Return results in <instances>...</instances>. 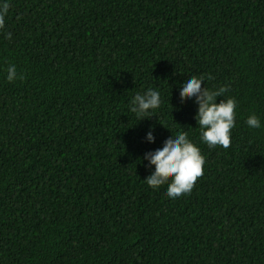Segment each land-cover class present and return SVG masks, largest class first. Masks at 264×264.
Instances as JSON below:
<instances>
[{"label":"trees","instance_id":"obj_1","mask_svg":"<svg viewBox=\"0 0 264 264\" xmlns=\"http://www.w3.org/2000/svg\"><path fill=\"white\" fill-rule=\"evenodd\" d=\"M191 75L237 101L228 148L201 141L179 98ZM149 87L162 103L138 121L129 104ZM179 131L205 163L170 199L141 158ZM0 264H264V0H11Z\"/></svg>","mask_w":264,"mask_h":264},{"label":"clouds","instance_id":"obj_2","mask_svg":"<svg viewBox=\"0 0 264 264\" xmlns=\"http://www.w3.org/2000/svg\"><path fill=\"white\" fill-rule=\"evenodd\" d=\"M10 6L11 0H0V30L5 27V18ZM5 37L10 39L11 34L5 33ZM17 77L15 65H9L5 79L14 82ZM202 82L203 76H188L179 84V98L182 101L191 100L197 106L194 119L200 126L201 141L210 148L217 145L228 148L231 143V130L235 125L237 101L229 97L216 102L217 97H223L227 92V85L209 90L201 87ZM161 103L160 92L149 87L134 95L129 104V111L140 121L149 118L150 113L157 110ZM245 123L249 128L261 127L260 118L255 114L248 116ZM143 139L147 143H155V128L152 125H149ZM141 159L146 161L145 167L151 169L144 181L153 189L167 183L166 196L170 199L178 198L192 190L197 178L203 174L205 163L200 149L188 138L185 131L168 135L160 147L145 152Z\"/></svg>","mask_w":264,"mask_h":264}]
</instances>
